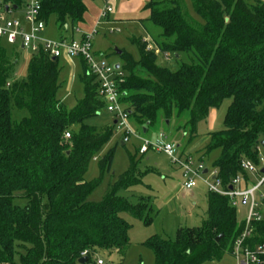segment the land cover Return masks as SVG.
I'll return each instance as SVG.
<instances>
[{"label":"trees","instance_id":"obj_1","mask_svg":"<svg viewBox=\"0 0 264 264\" xmlns=\"http://www.w3.org/2000/svg\"><path fill=\"white\" fill-rule=\"evenodd\" d=\"M84 1L40 0L39 16L45 23L54 18L61 32L73 30L84 20ZM0 2L18 9L24 0ZM190 2L201 23L190 21L181 0L144 5L149 12L145 20L159 30L149 35L154 47L172 56L177 67L157 64V54L146 49L143 38H132L138 59L125 51L118 55L124 74L118 82L120 102L140 132L160 115L168 122L182 119L188 145L197 136L198 123L230 99L222 129L209 133L202 149L203 160L218 151L210 165L228 185L245 175L240 161L255 162L256 144L264 145V1ZM182 55L190 61L179 62ZM58 60L42 50L32 53L26 77L19 80L16 52L0 40V264H95L101 251L119 253V264H124L130 226L122 213L148 224L151 208L142 198L133 204L118 193L140 184L142 174L128 153V169L102 200H87L110 171L113 150L99 160L98 177L84 178L114 126L86 123L104 103L83 59V98L71 110L57 99ZM206 202L199 226L178 229L174 239L152 236L145 242L154 264H203L230 255L244 223H238L227 197L208 192ZM260 243L264 219L252 223L246 242L250 247ZM82 252L84 263L79 262Z\"/></svg>","mask_w":264,"mask_h":264},{"label":"rangeland","instance_id":"obj_2","mask_svg":"<svg viewBox=\"0 0 264 264\" xmlns=\"http://www.w3.org/2000/svg\"><path fill=\"white\" fill-rule=\"evenodd\" d=\"M140 1L144 3V1ZM181 2L184 12L190 21L194 20L195 22L201 23L200 18L193 10L190 0H181ZM135 4H137L136 1H130L125 3L120 10L117 6L115 9L113 3H110L114 10L113 14H110L108 21H106V19L103 20L101 24L95 28L97 33H95L91 42V52L98 60H104L111 65H119L121 60L116 54V50L125 51L131 54L134 59H138L137 48L131 42V39L139 37L143 39L146 37L150 38L149 35L151 36L153 33L157 35L159 33L157 28L153 27L145 20L147 13L140 10H138V12L137 10H133ZM103 5L104 2L101 8ZM0 6L3 7L2 4H0ZM116 11L121 20H113ZM88 13H91V11ZM20 15L21 8L12 10L11 13L7 14L10 18L18 19L21 18ZM93 25L89 26L87 31L92 30ZM79 29L81 31H86L80 27ZM110 29L117 30L109 32ZM74 31L75 32L69 31L65 33L67 41L71 40L72 35H75V33L77 34L76 29H74ZM40 36L43 39L53 41L60 39V34L50 22L47 23L45 31L41 33ZM75 38L77 39L76 35ZM151 44H153V42H151ZM7 47L8 49H14L16 52L17 63L15 64V77L19 80L25 79L31 53L26 49L20 48L19 44L13 47ZM156 57L157 64L166 66L171 70L176 69L177 62L172 56L166 60L165 55L158 52ZM188 61H190V59L186 55H182L179 60V62ZM74 62L77 63L76 67L78 71L72 76L70 65L65 63L63 58L58 60L57 99L61 101L68 110L75 107L83 98V85L79 79V75L82 73L81 65L77 58H74ZM230 101V99L224 100L218 109L211 110L208 117L198 123L196 127L197 136L188 145L186 144L187 137L184 135L181 128L184 123L182 119L177 120L172 118L170 122H168L160 115L158 120L153 125L149 126L146 132H140L141 127L132 121V119L129 120V124L142 138L149 141L155 140L158 134L163 133L167 137V141L178 145L179 150L182 152L188 151L196 142H200V148L203 149L207 144L209 133L222 129L223 117ZM113 121L114 119L111 114L107 113L105 109L102 108L96 116L88 119L86 123L100 128L104 126H114ZM123 139L124 136L122 132L118 131L114 126L109 141L90 161L84 176L86 181L98 177L99 160L110 150L114 151L110 171L104 173L100 184L93 190L87 200L91 202H100L109 185L114 183L117 178L128 169V153L132 155L138 162V172L142 174L141 183L126 190H121L118 194L128 198L133 204L144 199L151 208L149 214L151 221L145 224L142 220L134 218L128 213H122V217L130 226L128 232L129 246L124 256V264H154L153 252L145 245V242L152 236H158L163 239H174L178 229L199 226L206 217V197L208 195V190L201 181H198L196 187L190 191L181 189L180 172L177 171L176 166L171 164L166 155L152 149H149L144 154H139L138 150L142 144L139 138L130 136L128 141H124ZM217 155L218 151H213L210 155L205 157V165L209 166ZM172 170L176 171L173 172ZM250 180L252 183H255L257 179L251 177ZM258 209L264 213V204H261ZM246 214V208L238 207L236 209L238 223L243 222ZM19 252L23 253V250ZM97 255L102 258L105 264H119L122 259L120 254L115 251H101ZM203 264H235V261L231 255H225L220 261H208Z\"/></svg>","mask_w":264,"mask_h":264},{"label":"built area","instance_id":"obj_3","mask_svg":"<svg viewBox=\"0 0 264 264\" xmlns=\"http://www.w3.org/2000/svg\"><path fill=\"white\" fill-rule=\"evenodd\" d=\"M105 2L102 7L95 26L90 31H81L75 27L80 37L78 39H59L56 41L43 39L40 35L45 28V22L40 18V0H24L22 5L23 18H10L7 14L12 12L9 7L5 10L0 6V40L8 46L20 45V48L28 50L31 54L42 50L50 58L80 57L88 69V74L95 77L98 83L97 94L104 103V109L113 117V125L124 136V141H128L130 136L139 138L142 142L139 154L146 153L149 149L158 151L167 156L171 164L177 167L180 172V188L192 190L197 182L205 184L209 193H214L228 198L231 207H245L247 214L243 220L244 226L240 235L234 240L231 257L235 264H262L264 260V243L256 244L252 247L246 244L252 234V223L264 219L263 212L258 209L264 204V145L256 144V161L243 158L240 161V168L245 173L256 180L252 183L249 178L241 175L234 177L228 185H223L218 178V170L213 166H206L203 159L194 158L190 153L182 152L179 146L167 141V137L160 133L153 141L142 138L138 132L129 124V112L125 110L120 102V91L118 82L124 76L120 67L115 68L104 60H98L91 52L92 39L97 33V28L103 20L112 12V7ZM116 31L110 29V32ZM147 50L159 51L151 44L150 38L143 39ZM154 47V48H153ZM167 60L170 55L165 53ZM65 138L70 134L65 133ZM204 170H206L205 173ZM86 252L81 253L84 257ZM95 264H105L101 257H97Z\"/></svg>","mask_w":264,"mask_h":264},{"label":"crops","instance_id":"obj_4","mask_svg":"<svg viewBox=\"0 0 264 264\" xmlns=\"http://www.w3.org/2000/svg\"><path fill=\"white\" fill-rule=\"evenodd\" d=\"M130 1H136V3L137 4H135V7L133 8V10H137V12H138V10H140V11H143V12H145V13H147L146 14V17L145 18H147L148 17V15H149V12L147 11V10H143V7H144V5L148 2V0H142V1H144V3H141V1L140 0H108L107 1V3L110 5V3H113V5H114V7H115V9H116V6L117 7H119V9L121 10L122 9V7L124 6V4L125 3H128V2H130ZM104 1L103 0H85L84 1V3H85V5H86V8H87V10L88 11H86V13H85V15H84V20H83V22L81 23V24H79L78 26H77V28H82L83 30H88V27L89 26H92L93 25V23H94V25H93V27L95 26V23H96V21H97V18H98V16H99V13H100V11H101V6H102V3H103ZM1 4V3H0ZM104 4H105V2H104ZM104 6V5H103ZM111 6V5H110ZM140 6H141V8H140ZM4 7V6H3ZM21 8V15H20V19H22L23 18V14H22V7H20ZM101 8V9H100ZM13 9V8H12ZM13 10H17L16 8L15 9H13ZM132 10V11H133ZM89 11H91V13H88ZM113 8H112V12L110 13V14H113ZM117 12V11H116ZM114 13V18H113V20L114 21H118V20H121V18H120V16H119V14H118V12L117 13ZM110 14L107 16V18H106V21H108L109 20V17H110ZM89 15H90V17H89ZM95 20V21H94ZM48 22H50L52 25H54V27L57 29V27H56V25H55V21H54V18H51ZM47 22V23H48ZM47 23H45V28H46V25H47ZM45 28H44V30H43V32L45 31ZM74 29L75 28H73V30L71 29V30H68L67 28H66V31H64V32H61V31H59L58 29H57V31H58V33L60 34V39H65V40H67L66 39V35H65V33H67V32H69V31H73V32H75L74 31ZM93 29V28H92ZM117 30V29H116ZM42 32V33H43ZM77 32V31H76ZM109 32H110V30H109ZM114 32V31H113ZM65 35V36H64ZM75 35L77 36V39L80 37V35H79V33H75ZM75 35H72V37H71V39H76L75 38ZM8 46V45H7ZM10 47H13V46H10ZM61 58H63L64 59V62L65 63H68L69 65H70V70H71V75L72 76H74L75 74H76V71H78V68L76 67L77 66V63L76 62H74V58H77V59H79V61H80V65H81V70H82V59L80 58V57H74V58H71V57H61ZM60 59V58H59ZM200 142H196L188 151H185V152H187V153H190L192 156H194L195 158H198V159H202V149L200 148ZM173 172L174 171H176V170H172ZM177 171H179L178 169H177ZM245 174V173H244ZM239 175H241V174H239ZM241 176H243V177H245L246 179L247 178H249V179H251V177L252 176H250V175H248V174H245V175H241ZM251 181V180H250ZM245 208V207H244Z\"/></svg>","mask_w":264,"mask_h":264},{"label":"water","instance_id":"obj_5","mask_svg":"<svg viewBox=\"0 0 264 264\" xmlns=\"http://www.w3.org/2000/svg\"><path fill=\"white\" fill-rule=\"evenodd\" d=\"M0 3H1V2H0ZM4 9H5V10H8V9H9V6H5ZM13 9H15V7H13ZM225 20L227 21V18H226ZM116 54H117V55H120V54H121V51H120V50H116ZM118 67H119V65L116 64V65H115V68H118ZM143 132H145V131H143ZM261 144L263 145V141H261ZM205 172H206V170H204L203 173H205ZM218 240H219V237L216 238V241H218ZM86 259H87V257L84 256V257H82V258L79 259V262H80V263H84Z\"/></svg>","mask_w":264,"mask_h":264}]
</instances>
